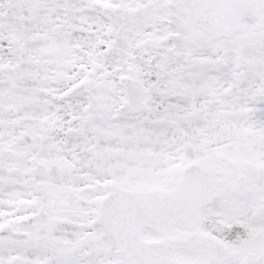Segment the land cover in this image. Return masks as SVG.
<instances>
[{
    "label": "snow or ice",
    "instance_id": "snow-or-ice-1",
    "mask_svg": "<svg viewBox=\"0 0 264 264\" xmlns=\"http://www.w3.org/2000/svg\"><path fill=\"white\" fill-rule=\"evenodd\" d=\"M0 264H264V0H0Z\"/></svg>",
    "mask_w": 264,
    "mask_h": 264
}]
</instances>
